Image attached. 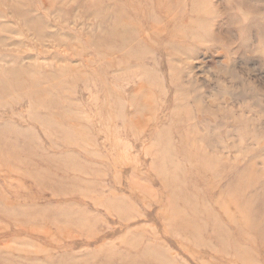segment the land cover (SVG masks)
I'll list each match as a JSON object with an SVG mask.
<instances>
[{"label": "rangeland", "instance_id": "374dc122", "mask_svg": "<svg viewBox=\"0 0 264 264\" xmlns=\"http://www.w3.org/2000/svg\"><path fill=\"white\" fill-rule=\"evenodd\" d=\"M0 264H264V0H0Z\"/></svg>", "mask_w": 264, "mask_h": 264}]
</instances>
